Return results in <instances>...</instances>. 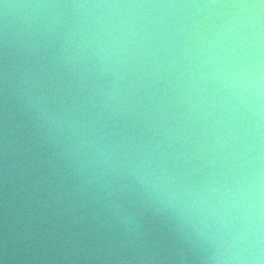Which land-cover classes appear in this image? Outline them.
Wrapping results in <instances>:
<instances>
[{
  "label": "water",
  "instance_id": "obj_1",
  "mask_svg": "<svg viewBox=\"0 0 264 264\" xmlns=\"http://www.w3.org/2000/svg\"><path fill=\"white\" fill-rule=\"evenodd\" d=\"M0 264H264V0H0Z\"/></svg>",
  "mask_w": 264,
  "mask_h": 264
},
{
  "label": "clouds",
  "instance_id": "obj_2",
  "mask_svg": "<svg viewBox=\"0 0 264 264\" xmlns=\"http://www.w3.org/2000/svg\"><path fill=\"white\" fill-rule=\"evenodd\" d=\"M147 182V181H146ZM161 182L163 183L164 181L163 180H161ZM254 196L256 197V198H258V196H259V190L258 189H256V190H253V189H249V193H248V197H249V199L250 200H254ZM251 207H254V208H258L259 207V205H258V203L257 202H255L254 201V203L251 205ZM257 215H259V213H257ZM247 219L249 220V221H253V220H255L256 219V217L255 216H252V215H249L248 217H247ZM187 225V222L185 221V226ZM247 234L246 233H240L239 234V236H238V241H239V243H241V244H245V246H246V249L245 250H248V251H251V248H250V246H248L247 245Z\"/></svg>",
  "mask_w": 264,
  "mask_h": 264
}]
</instances>
